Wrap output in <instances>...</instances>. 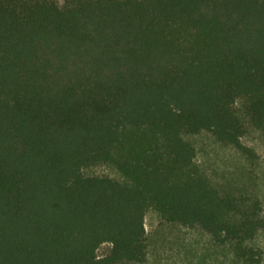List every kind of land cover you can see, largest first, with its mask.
I'll return each mask as SVG.
<instances>
[{
    "label": "trees",
    "instance_id": "1",
    "mask_svg": "<svg viewBox=\"0 0 264 264\" xmlns=\"http://www.w3.org/2000/svg\"><path fill=\"white\" fill-rule=\"evenodd\" d=\"M249 128L264 0H0V264H143L149 210L258 264L257 195L211 181L188 140L253 160Z\"/></svg>",
    "mask_w": 264,
    "mask_h": 264
},
{
    "label": "rangeland",
    "instance_id": "2",
    "mask_svg": "<svg viewBox=\"0 0 264 264\" xmlns=\"http://www.w3.org/2000/svg\"><path fill=\"white\" fill-rule=\"evenodd\" d=\"M188 140L195 146L196 162L211 181L220 186L234 183L257 195L264 221V134L249 128L242 138V142L253 149V160L230 147L220 146L206 132L188 136ZM84 172L122 180L121 175L108 165L90 167ZM144 226L147 255L143 264L228 263L227 248L212 244L207 234L197 227L167 223L154 210L147 212ZM253 244L260 252L258 264H264V225ZM108 249L109 245H102L98 253L104 254Z\"/></svg>",
    "mask_w": 264,
    "mask_h": 264
}]
</instances>
